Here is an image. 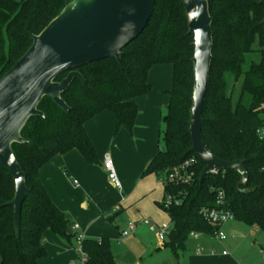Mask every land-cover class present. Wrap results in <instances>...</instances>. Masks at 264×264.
Wrapping results in <instances>:
<instances>
[{
  "label": "trees",
  "instance_id": "16d2710c",
  "mask_svg": "<svg viewBox=\"0 0 264 264\" xmlns=\"http://www.w3.org/2000/svg\"><path fill=\"white\" fill-rule=\"evenodd\" d=\"M72 0H0V80L24 56L39 35ZM262 0H209L212 17L213 50L203 113L204 146L228 162L244 161L249 172L245 186L238 187L240 175L217 169L202 183L205 167L192 152L189 132L194 86L193 37L182 0H155L147 28L122 50L121 64L104 59L79 69L84 81L74 79L63 100L66 113L51 98L38 109L43 117H32L21 132L31 145H13V151L33 196L22 207L20 236L14 228L15 182L0 162V264H40L47 256L44 236L47 230L71 241L66 215L54 204L41 184L39 170L58 155L78 150L85 159L97 163L95 147L85 124L103 111L112 112L118 129L132 132L139 110L135 99L148 94L149 71L155 65L173 67L170 102L162 118L161 149L143 176L160 179L184 161L195 159L189 184L165 186L166 196L178 200L165 208L172 228L165 243L175 256L186 249L192 234L213 236L219 229L201 215L203 208L217 207L219 190L226 196V209L236 221L264 231V142L257 130L264 126V3ZM260 53V60L250 59ZM66 73L59 76L60 82ZM229 81L240 83L229 94ZM243 190H250L243 193ZM165 196V197H166ZM75 238V237H74ZM84 264H117L107 238L84 239Z\"/></svg>",
  "mask_w": 264,
  "mask_h": 264
},
{
  "label": "crops",
  "instance_id": "0c3cea01",
  "mask_svg": "<svg viewBox=\"0 0 264 264\" xmlns=\"http://www.w3.org/2000/svg\"><path fill=\"white\" fill-rule=\"evenodd\" d=\"M148 82L151 91L135 99L139 113L132 132L124 127L118 129V120L110 111L99 113L85 124L97 163H89L74 149L54 157L39 170L41 184L66 215L68 232L73 236L68 241L47 230L44 236L47 256L40 264H83L85 255L80 251V238L109 239L117 264H250L251 256L264 251L253 239L264 231L233 220L221 227L225 240L192 234L189 239L208 236L217 244H205L204 250L198 246L194 253L186 254L185 249L177 257L165 246L167 238L161 242L157 233L141 224L147 219L152 225L169 223L172 228L168 213L160 206L166 196L163 178L143 173L162 148V118L170 102L173 67L153 66ZM106 155L113 160L121 189L108 178L103 166ZM130 222L140 223L139 227L131 236L123 237L122 232ZM151 233L155 234L154 242ZM48 256L53 260L48 261Z\"/></svg>",
  "mask_w": 264,
  "mask_h": 264
},
{
  "label": "water",
  "instance_id": "95a60500",
  "mask_svg": "<svg viewBox=\"0 0 264 264\" xmlns=\"http://www.w3.org/2000/svg\"><path fill=\"white\" fill-rule=\"evenodd\" d=\"M154 4L155 0H72L33 37L29 50L0 80V162L15 182V196L8 205L14 208L17 238L23 204L33 194L26 185V174L15 157L13 145L32 144L21 132L32 117L44 118L38 109L44 98H51L64 112L69 111L62 94L74 79L84 81L80 68L108 58H115L121 64L122 50L147 28ZM182 4L193 37L194 86L189 132L192 152L205 164L199 181L202 183L213 170L220 169L238 173V187L245 186L249 172L244 161L221 160L203 142V113L213 59L209 0H182ZM65 73L66 77L57 82Z\"/></svg>",
  "mask_w": 264,
  "mask_h": 264
},
{
  "label": "built area",
  "instance_id": "2783aa9c",
  "mask_svg": "<svg viewBox=\"0 0 264 264\" xmlns=\"http://www.w3.org/2000/svg\"><path fill=\"white\" fill-rule=\"evenodd\" d=\"M257 137L259 140L264 142V126L260 127L257 130ZM196 164L195 159H189L184 161L182 164L179 166H176L172 168L171 170H168L165 173V176L162 180L164 185L168 184H173V185H178V184H189L192 179H193V173L190 172L192 167ZM103 166L105 170L108 173V178L110 182L118 189L122 188L121 181L118 177V174L115 170L114 163L112 158L109 155H106L103 160ZM262 172H264V166L262 167ZM212 173H217V169L213 170ZM176 202L178 204V200L174 199L172 196L168 195L164 199V206L165 208H168L172 203ZM216 204L217 207L214 208H203L200 210V215L210 224L214 226H218L219 229L215 232V234L212 236L213 238L223 241L225 240V235L221 232V227L227 223L228 221H233L235 220L234 215L226 209V196L224 191L219 190L217 192V199H216ZM140 223L136 222H130L128 224V227L125 231L122 232L123 237H129L131 236L139 227ZM141 224L147 225L150 227V230L152 232L157 233V236L161 242H164V240L167 238L171 226L169 223L163 224L161 226H156L150 224V221L147 219H144L141 221ZM77 228V226L75 227ZM196 235V234H193ZM84 240L83 238H80V242ZM80 251L82 252V249L80 247ZM198 251H200L198 249ZM83 253V252H82ZM226 254V253H225ZM85 262V259H84ZM84 264V263H83Z\"/></svg>",
  "mask_w": 264,
  "mask_h": 264
},
{
  "label": "rangeland",
  "instance_id": "374dc122",
  "mask_svg": "<svg viewBox=\"0 0 264 264\" xmlns=\"http://www.w3.org/2000/svg\"><path fill=\"white\" fill-rule=\"evenodd\" d=\"M250 59H254L256 61L260 60V53H257L255 55H252L251 57H249ZM236 88V92L234 94V102L237 100L238 98V90L240 88V83L237 85H234L232 83V81H229V94L231 93L232 89L234 90ZM253 239L257 242V244L262 245L264 247V232L261 233H257L256 235L253 236ZM151 240L154 242L155 241V234L151 233ZM217 244L216 241H212L210 239V237L208 236H201V238L199 239H189L188 242L186 243V254L187 253H194L197 249L198 246H200L201 250H204L205 244ZM261 251V250H260ZM259 251L258 253H255L254 256H251V261L250 264H264V251ZM46 259H48V261L53 260V257L51 258V256H48ZM81 259H83L82 255H81ZM46 260H43V262H45Z\"/></svg>",
  "mask_w": 264,
  "mask_h": 264
}]
</instances>
